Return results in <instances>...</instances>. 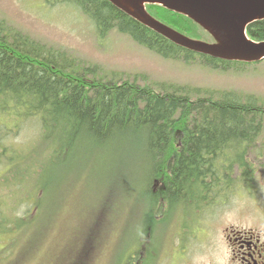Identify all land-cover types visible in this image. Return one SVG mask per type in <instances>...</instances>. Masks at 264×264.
<instances>
[{
    "label": "rangeland",
    "instance_id": "rangeland-1",
    "mask_svg": "<svg viewBox=\"0 0 264 264\" xmlns=\"http://www.w3.org/2000/svg\"><path fill=\"white\" fill-rule=\"evenodd\" d=\"M0 29L60 50L74 70L92 67L97 76L137 80L160 92L198 88L192 98L204 90L213 97L223 90L249 93L264 107V60L213 67L196 55L190 61L182 54L162 57L116 27L100 34L80 7L56 0H0ZM27 109L19 100L0 103L1 264H122L144 239L168 247L184 219L193 229L205 224L188 198L212 206V232L228 223L264 230V115L247 154L248 175L233 165L226 177L212 179L208 191L193 189L169 208L152 205L153 188L159 189L153 179L165 174L145 163L149 156L139 139L109 146L84 136L73 141L70 130L50 138L54 129ZM149 250L147 256L155 255Z\"/></svg>",
    "mask_w": 264,
    "mask_h": 264
},
{
    "label": "trees",
    "instance_id": "trees-1",
    "mask_svg": "<svg viewBox=\"0 0 264 264\" xmlns=\"http://www.w3.org/2000/svg\"><path fill=\"white\" fill-rule=\"evenodd\" d=\"M56 1L80 7L100 34L116 27L162 57L182 54L190 61L198 55L213 67L230 63L174 44L107 0ZM145 7L156 19L185 35L210 38L184 15L156 4ZM246 34L263 41L264 19L250 23ZM11 37L0 29V103L19 100L41 118L44 127L54 129L50 138L56 131L70 130L73 141L84 136L98 143L108 141L109 146L139 139L149 156L145 163L153 172L159 170V175L168 177L163 193L168 202L182 197L187 189L201 192L213 178L226 177L233 165L242 177L248 175L247 154L261 133L264 115V107L254 94L223 90L213 97L204 90L203 96L192 98L190 91L197 93L198 88L166 85L160 92L137 80L97 76L92 67L74 70L71 59L60 50L45 48L19 33ZM62 146L68 148L64 139Z\"/></svg>",
    "mask_w": 264,
    "mask_h": 264
},
{
    "label": "water",
    "instance_id": "water-1",
    "mask_svg": "<svg viewBox=\"0 0 264 264\" xmlns=\"http://www.w3.org/2000/svg\"><path fill=\"white\" fill-rule=\"evenodd\" d=\"M119 10L171 42L196 53L223 60L255 62L264 59V41L246 35L247 26L264 19V0H107ZM146 4H157L184 15L212 42L188 37L150 15Z\"/></svg>",
    "mask_w": 264,
    "mask_h": 264
},
{
    "label": "flooded vegetation",
    "instance_id": "flooded-vegetation-1",
    "mask_svg": "<svg viewBox=\"0 0 264 264\" xmlns=\"http://www.w3.org/2000/svg\"><path fill=\"white\" fill-rule=\"evenodd\" d=\"M167 178L159 176V178L153 179V187L159 186L157 190L153 188L152 196L155 198L152 201L153 206H157V201L163 202L161 206L169 208L174 203L170 200L168 202V195L167 197L163 195L167 188ZM204 189L208 191V188ZM205 191L202 190L201 192ZM187 193H191V190L183 191L182 197L178 195L177 200H175L181 202ZM217 199H214L213 204L216 203ZM196 201L192 202L191 198L186 200L195 209L197 221L205 222V224L193 229L188 227L189 221L192 220L184 219L180 221L176 232L173 233L172 242L168 247L144 239L138 242V246L135 248L139 252L138 250L130 254L127 252L129 255L127 253L124 255L122 264H264V230L228 223L222 227L217 225L215 231L212 232L211 221H207L210 214L208 209L212 206L206 204L208 202L205 203L202 199H198V204ZM221 203L218 200V205ZM202 213H205L206 217L202 216ZM214 233L217 234L215 237ZM176 237L177 240H175ZM147 250L155 255L147 256ZM203 250L205 251L204 254ZM5 263L9 264L8 261Z\"/></svg>",
    "mask_w": 264,
    "mask_h": 264
}]
</instances>
